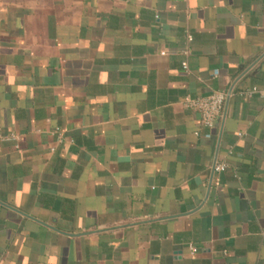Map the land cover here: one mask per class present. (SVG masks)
Returning <instances> with one entry per match:
<instances>
[{"label":"crops","instance_id":"0c3cea01","mask_svg":"<svg viewBox=\"0 0 264 264\" xmlns=\"http://www.w3.org/2000/svg\"><path fill=\"white\" fill-rule=\"evenodd\" d=\"M0 264H264V0H0Z\"/></svg>","mask_w":264,"mask_h":264},{"label":"built area","instance_id":"2783aa9c","mask_svg":"<svg viewBox=\"0 0 264 264\" xmlns=\"http://www.w3.org/2000/svg\"><path fill=\"white\" fill-rule=\"evenodd\" d=\"M189 40H192L191 35H189ZM183 67L185 70L188 69V64L186 61L183 63ZM218 73L219 71L216 70L215 75H218ZM253 90L255 91L257 89L254 88ZM228 97V91L216 90L205 96L187 97L186 104L200 112L201 123L203 126L211 128L214 127L217 120L222 115ZM58 131H60V129L57 128L56 132ZM225 168L226 164L224 163H216L214 165V169L216 171H223ZM190 250L192 254L197 252V248L193 245H190Z\"/></svg>","mask_w":264,"mask_h":264}]
</instances>
